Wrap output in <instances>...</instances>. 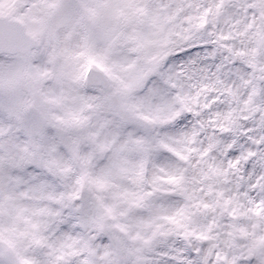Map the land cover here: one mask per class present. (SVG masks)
I'll list each match as a JSON object with an SVG mask.
<instances>
[{
  "label": "snow or ice",
  "instance_id": "1",
  "mask_svg": "<svg viewBox=\"0 0 264 264\" xmlns=\"http://www.w3.org/2000/svg\"><path fill=\"white\" fill-rule=\"evenodd\" d=\"M41 3L42 14L32 10L24 13L15 5L0 10V54L16 58V63L7 68L0 66V90L7 97L0 102V120L6 119L20 127L27 138L26 146L20 149L24 155L18 154L14 141H9L5 146L7 156L2 159H6L7 168L0 163V215L14 206L16 189L25 183L22 177L13 174V169L25 167L44 152L62 155L64 151L86 169L97 152H112L113 145L118 143V148L112 152L100 175L90 181L91 186L101 193L118 189L113 193L114 199H122L129 207H141L161 191L157 184L162 179L163 183L172 186V190L164 194L173 198L179 194L182 197L181 206L170 213L154 217L145 227H155L154 236L158 234L181 243L170 244L145 256L141 248H133L119 234L125 231L124 226L117 224L104 228L101 218L97 224L104 228L106 234L96 244L85 242L76 247L77 242H73L57 246L46 237L38 236L40 225L33 224L32 241L45 249L49 257L45 261L42 257L31 259L26 256L21 245L28 232H18L14 226L0 224V264H76L77 257L78 264H243V257L238 261L234 254L237 248L241 249L244 256H255L256 264H264V174L251 163L250 158L257 155L255 151H249L239 158L238 153L229 152V156L237 159L229 160L227 169L209 165L197 178L189 177L188 172L190 168L199 166L207 155L206 151L198 153L195 148L177 150L164 140L154 145L144 137H134L131 132L124 139L118 132L113 133L111 140L99 143L96 141L100 131L79 136L70 144L63 140L57 143L49 138L48 130L57 126L54 120L66 128L86 127L91 120L90 116L83 115L86 110H95L97 115L101 111H113L120 116L122 125L131 122L130 117L148 99L133 103V93L145 87L147 77L154 69L138 67L141 60L151 63L146 55H137L133 59L122 56L121 50L126 47L129 54L141 53L153 43L148 35L138 29L145 22L143 18L149 16L152 0H109L105 4H95L93 0H51L50 3L41 0ZM239 3L240 0H213L214 14L217 18L224 17L227 23L231 18L230 6H239ZM39 7L33 5V9ZM208 11H205V15ZM243 11L246 28L245 33L241 34L253 30L251 43L254 46L249 55L254 58L257 50L264 48V0H243ZM76 16L94 25L103 24V27L99 34L86 29L80 39L70 45L69 41L79 23L73 22ZM52 17H58L56 23L50 22ZM152 22L155 24V17ZM66 27H71L72 31L65 34L58 49L47 58L52 70L42 68L35 63L37 54L32 51L33 47L41 38L58 40L59 30ZM101 40L104 41L103 47H99ZM69 64L78 65L80 72L66 71ZM93 70L102 74V77L93 78ZM53 74L56 84L62 89L65 81L70 79L69 91L77 93L72 99L81 102L79 111L72 113L69 119L60 120L44 110L45 104L62 105L67 98L63 90L54 98L51 97L53 89L44 91L43 79ZM88 86L95 87L101 95L78 94L79 89ZM148 91L150 95L156 94L154 89ZM161 110L156 109L157 112ZM139 118L148 123H164L143 116ZM110 123H101V130ZM3 132L4 129L0 128V135ZM192 142L188 140L189 144ZM86 146L92 150L87 151ZM160 151L171 154L169 163L166 167L156 169L163 174L162 177L154 174L148 180L152 154ZM241 160L245 162L243 175L236 176L232 170L239 168ZM50 163L58 171H71L68 167L61 168L55 159ZM152 166L156 168V165ZM114 181H127V184ZM20 195L26 197L27 192H20ZM47 198L59 202L52 195ZM113 208L106 209L109 215H112ZM39 212L51 214V209L45 208ZM126 214L121 212V215ZM157 221L175 227L160 231ZM144 243L147 245L149 242ZM4 256L8 259H3Z\"/></svg>",
  "mask_w": 264,
  "mask_h": 264
},
{
  "label": "clouds",
  "instance_id": "2",
  "mask_svg": "<svg viewBox=\"0 0 264 264\" xmlns=\"http://www.w3.org/2000/svg\"><path fill=\"white\" fill-rule=\"evenodd\" d=\"M108 2L109 0H93L95 4ZM34 4L40 7L33 9ZM9 5H15L24 13L30 10L38 14L43 12L41 0H0V10ZM206 10H209L207 15ZM214 12L213 0H152L149 16L143 18L145 22L139 25L138 29L148 35L153 43L141 53L129 54L126 47L121 50L122 56H130L133 59L137 55H146L151 63L141 60L138 67L145 70L154 69L147 77L145 87L133 93V103L148 99H145L136 114L130 117L131 122L122 125L120 116L113 111L105 110L97 115L95 110H86L83 115L91 117L86 127L66 128L58 120H54L53 123L57 126L48 130L49 138L57 143L63 140L70 144L79 136L100 131L96 141L99 143L111 140L113 133L118 132L121 139H124L131 132L134 137H144L154 145L164 140L177 150L195 148L198 153L206 151L207 155L199 166L189 169L188 176L197 178L209 165L227 169L229 160L234 161L249 151H255L257 155L250 158L251 163L264 174V48L258 49L254 58L249 55L254 46L251 43L253 30L241 34L245 33L246 28L243 0H240L239 6H230L231 18L227 23L224 17L217 18ZM153 17L155 24L152 22ZM57 19L58 17H52L50 22L56 23ZM73 22L79 23L69 41L70 45H74L86 29L99 34L103 27V24L94 25L81 21L79 16L74 17ZM69 31H72L71 27L61 28L58 40L41 38L32 49L37 54L35 63L51 71L52 66L47 63V58L58 49ZM103 46L104 41L101 40L99 47ZM14 63L15 57L0 54V66L7 68ZM252 64L255 66H251ZM66 71L78 73L80 68L78 65L69 64ZM92 77H102V74L93 70ZM70 85L71 80L68 79L62 89L56 84L54 74L43 79L44 91L54 90L52 98L62 90L67 97L62 105H44V110L50 116L65 120L69 119L72 113L79 111L81 102L72 99L77 93L69 91ZM149 89H154L156 94L150 95ZM78 94L99 96L101 92L88 86L79 89ZM6 99V94L0 90V102ZM157 108L162 110L157 112ZM141 116L147 117L148 120H162L164 123H148L140 119ZM104 121L111 123L101 130L100 125ZM0 128L4 129L3 135H0V163L6 169L7 161L2 159L7 156L5 146L9 141H14L18 154L24 155L20 149L26 146L27 138L20 127L6 119L0 120ZM189 139L193 141L191 144L188 143ZM253 141L261 143L254 144ZM118 146V143L113 145L112 152ZM91 150V147H87V151ZM112 152H97L86 169L74 162L70 153L64 151L62 155H49L44 152L42 156L34 157L32 163L25 167L12 170L13 174L22 177L25 183L16 189L14 206L0 215V224L14 226L18 232L29 233L21 245L28 258L42 257L45 261L49 259L45 249L32 241L33 224L40 225L38 236L46 237L57 246L73 242H77L76 247L85 242L94 245L105 236L104 228L117 224L125 228V231L119 234L133 248H141L142 255L145 256L152 255L154 251L170 244L181 243L158 234L154 236L155 227H145L154 217L170 213L181 206L182 197L179 194L174 198L164 194L171 191L172 186L163 183L162 179L157 184L161 191L141 207H129L122 199H114L113 193L119 191L118 189L101 193L91 186L90 181L100 175ZM229 152L238 153L237 158L229 156ZM170 155L163 151L152 154L147 172L148 180H151L154 174L163 176L156 169L166 167ZM53 159L59 161L61 168L68 167L71 171H58L50 163ZM153 164L156 168H153ZM244 166L245 162L241 160L239 168L232 170L234 175H243ZM114 182L127 184V181ZM20 192H27V196L20 195ZM49 195L57 198L59 202L49 200ZM45 208L51 209V214H40L39 210ZM108 208H113L112 215L106 211ZM121 212L127 214L121 215ZM101 218L104 228L97 224ZM156 223L160 226V231L175 227L164 221ZM145 241L149 243L146 245ZM234 254L238 261L243 257V264H256L255 256H244L240 248L235 249ZM2 258L8 259L7 256ZM75 260L78 264L79 258Z\"/></svg>",
  "mask_w": 264,
  "mask_h": 264
}]
</instances>
